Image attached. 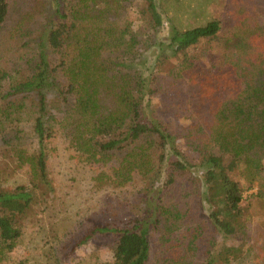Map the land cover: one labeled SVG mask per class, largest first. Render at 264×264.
Here are the masks:
<instances>
[{"label":"trees","instance_id":"obj_1","mask_svg":"<svg viewBox=\"0 0 264 264\" xmlns=\"http://www.w3.org/2000/svg\"><path fill=\"white\" fill-rule=\"evenodd\" d=\"M158 1L143 0L151 32L139 37L124 11L128 0H30L8 26L10 1L0 0V47L5 48L0 52L20 39L29 47L18 69L27 71L26 77L10 79L0 116L14 122L34 114L35 152L9 148L18 160L29 162L35 184L47 182V143L57 130L88 160L117 155L113 172L103 173L115 185H123L133 172L149 186L165 175L140 214L120 226L94 225L77 235L76 246L109 232L117 235L112 264H188L198 257L201 264H230L242 249L216 248L213 233L248 235L242 187L231 173L241 172L250 184L262 178L264 26L254 23L252 12L232 25L220 18L184 29L170 24L159 39ZM143 52L151 58L142 59ZM6 76L0 75V84ZM179 78L199 92L196 107H207L209 119L197 120L191 100L186 124L157 115L151 98L164 92H171L167 100L175 98ZM49 94L55 96L52 112ZM32 198L33 189L0 183V261L19 238L18 219ZM192 199L205 207V216L182 233L185 240L173 244L165 230L194 221ZM162 223L159 256L150 262V235Z\"/></svg>","mask_w":264,"mask_h":264},{"label":"rangeland","instance_id":"obj_2","mask_svg":"<svg viewBox=\"0 0 264 264\" xmlns=\"http://www.w3.org/2000/svg\"><path fill=\"white\" fill-rule=\"evenodd\" d=\"M9 1L10 12L4 26H8L7 23L15 19L19 8H28L30 2ZM124 11L139 37L151 32V21L147 19L143 0H128ZM158 11L162 18V25L158 27L157 33L159 39L168 34L170 24L184 29L203 24L211 18H220L225 25H232L243 14L252 12L254 23L264 26V0H159ZM28 48L25 39H20L13 41L6 50L0 52V75H7L1 78L0 111L9 99L4 95L10 79L21 80L26 77L27 71L19 72L18 69L24 62L22 55L27 53ZM201 48L202 43H199L197 49L200 51ZM148 55L143 52L142 59H147ZM179 82L181 85L175 90V98L167 100L171 92L158 93L151 98L152 107L159 110L157 115L178 125L186 124L191 119L190 112H193L188 109L191 100L198 113V116L194 113L197 120L209 119L207 107H196L195 99L200 96L199 92L196 93L189 87L186 78H179ZM52 98L55 96L49 94L51 112L54 111ZM182 102L186 106L180 109L178 105ZM186 109L188 112L183 113V116L173 115L175 111ZM33 116L31 112L30 115L19 116L21 118L14 122H5L4 117L0 116V183L6 188L23 185L33 189L32 201L18 219L21 234L0 264H112V245L117 235L109 232L96 233L78 246L74 239L94 225L108 223L120 226L140 214L149 200L154 199L157 187L163 186L165 175L162 173L154 186H149V182L142 175L133 172L123 185H115L103 173L110 175L113 172V168L119 164L117 155L103 161H97L96 157L88 160L86 154L77 151L70 144L62 130H57L47 143V182L35 184L29 162L18 160L9 148L14 145L24 148L29 154L35 152L37 140L31 132ZM61 123L65 129L64 122ZM216 150L215 148L214 151ZM231 175L242 187L241 206L248 235L247 238H231L212 232L215 247L219 248L224 244L242 249L241 254L231 260L230 264H264V169L258 183H248L241 172L234 171ZM190 203L194 221L183 220L178 227L169 224L165 230L170 233L173 244H177V238L185 240L182 233L197 223L195 219L205 216V207H199L193 199ZM163 224L159 230L151 232L150 262H154L159 256ZM200 259L198 257L188 264H201Z\"/></svg>","mask_w":264,"mask_h":264}]
</instances>
